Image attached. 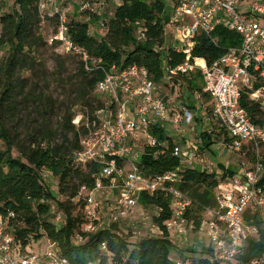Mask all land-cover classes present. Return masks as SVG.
<instances>
[{
    "label": "built area",
    "instance_id": "1",
    "mask_svg": "<svg viewBox=\"0 0 264 264\" xmlns=\"http://www.w3.org/2000/svg\"><path fill=\"white\" fill-rule=\"evenodd\" d=\"M117 1L120 6L122 0ZM164 1L170 4L171 14L164 25L165 44L158 48V52L169 47L173 52L185 55L184 63L168 67L164 81L166 87L171 94L180 88L181 97L183 83L178 78L190 79L198 72L202 91L196 90L191 100L170 103L167 95H156L160 87L147 68L132 65L105 70L104 78L96 86L97 95L106 99L105 108L97 113V121L93 123L95 130L83 141V151L76 155V161L83 166L99 164L93 186L84 187L81 192L85 201V220L77 237L82 243L84 235H94L126 223L141 207L142 193L150 196L167 193L171 196L172 217L164 223L165 230L179 244L194 248L189 235L196 227L188 215L196 203L178 188L182 182L181 170L147 176L140 161L127 165L124 157L132 155V145H136L134 141L140 132H143L147 146L156 149L154 157L166 155L169 144L152 136L151 127L171 124L177 131L184 126L191 127L198 118L199 109H205L202 102L206 95L213 103L211 111L205 110L209 121L217 123L215 133L225 136L224 145L229 151L243 154L244 158L239 160L232 174L218 178V206L203 208L205 218L195 234L200 241L198 245L193 244L200 251L204 248L211 250L208 260L212 264H241L240 258L248 241L260 238V227L253 219L248 222L247 214H259L264 221V184L261 183L264 176L261 155V143L264 142V0ZM105 5L109 8V4L98 7L92 0H79V17L85 16L88 22L98 17L101 28L106 30L103 20L107 21L109 17ZM63 6L64 0L40 2L44 22L54 18L60 21L50 44H55L64 54L79 56L89 70L88 63L92 59L85 49L72 41ZM219 27L238 33L241 44L210 65L206 59L194 57L193 49L200 35L211 36ZM168 30L172 32L170 36L174 44H168ZM136 34L141 40L146 38L142 27ZM244 93L252 104L258 105L262 116L260 123H256L249 111L242 107ZM106 105L110 107L108 111ZM171 154L181 157L182 149L175 146ZM141 155L137 153L135 158L139 159ZM184 164L188 168L194 165L192 160ZM207 170L214 171L203 169ZM50 174L44 170L45 182ZM111 194H114L112 200ZM251 204V212H247ZM28 248L14 243L13 236L7 232L5 219L0 216V264H72L57 247L56 252H47L44 256H38ZM100 251L108 260L99 259L88 264H113L107 243L100 246ZM171 261L193 264L190 258ZM246 264H264V253Z\"/></svg>",
    "mask_w": 264,
    "mask_h": 264
},
{
    "label": "trees",
    "instance_id": "2",
    "mask_svg": "<svg viewBox=\"0 0 264 264\" xmlns=\"http://www.w3.org/2000/svg\"><path fill=\"white\" fill-rule=\"evenodd\" d=\"M3 1L12 2L14 8L0 17V48L7 49L9 53L0 65V143L4 146L0 150V216L8 220L7 232L13 236L14 243L28 247L31 236L39 240L45 235L58 244L61 254L72 264H88L99 259L106 262L108 258L102 257L100 251L103 243H107L111 253L109 259L113 264H175L171 258L182 256L186 259L190 258L189 254L197 256L192 257L193 264H212L208 260L210 249L204 248L198 252L189 247L183 250L168 237L164 223L171 219L172 211L171 196L167 193L154 196L142 193L140 196L141 206L160 210L153 221L163 231V236L146 238L130 247L119 232H112L117 228L114 225L110 230L84 235L85 241L82 243L74 241L85 220V201L81 198V192L84 187L93 186L99 172V164L83 166L76 161V155L83 151V141L95 130L93 123L97 121V113L105 108V102H100L96 95V86L104 78L105 70L138 65L147 68L152 79L161 84L167 77L169 66L175 67L185 62V55L173 52L169 47L158 52V48L165 44L164 25L168 20L165 1L122 0L115 9L114 18L103 20L106 30L101 39L93 35L88 21L75 20L68 24L72 41L87 51L92 62L88 63V70L86 63L80 60L75 102L67 108L55 127L52 125V114L56 107L48 93L49 87H40L32 77L38 67L46 69L40 53L48 45L40 32L44 23L40 13L41 0ZM50 21L60 24L59 18ZM141 27L146 34L143 40L136 34ZM240 44L241 36L238 33L219 27L211 36L202 34L197 38L193 56L204 58L211 65ZM57 58L62 60L64 57L58 55ZM58 68L60 79L65 74L61 62H58ZM39 78L45 81L46 75L41 74ZM178 79L185 88L181 91L182 99L191 100L196 90L202 91L198 72L190 79ZM205 98L208 96L205 95ZM241 105L256 123L261 122L258 105L252 104L245 93ZM75 106L89 109V112L85 110V116L78 126L73 123ZM24 117L26 123L22 128ZM150 133L159 142L168 143L169 150L166 155L154 157L156 149L147 146L139 158L142 171L147 176H155L181 170L182 182L178 188L189 196L193 193L203 203L199 205L190 196L198 204V209L209 207L206 202L210 201V189L220 182L216 173L185 167L181 157H173L171 151L176 144L163 125L152 126ZM200 136V151L211 150L213 135L202 132ZM58 139L60 141L56 143ZM261 145L264 148V142ZM14 151L18 157L14 156ZM44 170L59 180V195L63 199H58L48 188L42 177ZM232 173L225 172L223 178ZM261 183L264 184V176ZM202 188L204 191L200 192ZM54 202L57 213L63 214L65 219L61 226L53 223L55 216L51 203ZM188 216L191 217L190 214ZM246 219L248 222L255 220L260 227V238L248 241L240 258L241 264L264 253L263 218L259 214L251 216L248 213ZM195 223L197 227L200 226L199 221Z\"/></svg>",
    "mask_w": 264,
    "mask_h": 264
},
{
    "label": "rangeland",
    "instance_id": "3",
    "mask_svg": "<svg viewBox=\"0 0 264 264\" xmlns=\"http://www.w3.org/2000/svg\"><path fill=\"white\" fill-rule=\"evenodd\" d=\"M92 1H94V3L97 4L98 7L99 6L102 7L104 4L107 5L109 4V8L105 5L106 7L105 9L108 8L107 15L109 19L114 18L115 9L118 3L117 0H92ZM78 5H79V0H64L63 13L67 17L68 24L75 20L86 21L85 16L79 18ZM13 8L14 5L12 2L6 3L3 0H0V17L11 12ZM170 8H171L170 4L166 3V9L168 10L167 16L168 15L170 16L171 14ZM56 30H57V25L51 22L50 20H47L46 22L43 23L40 32L44 37L45 41L48 43V45L45 49H42L40 53L44 59L43 63L46 69H43L42 67H38L37 70L32 74L34 82L39 83L40 87L42 88L46 86L49 87L48 93L52 96L53 103L56 107L52 114V125L54 127L56 126L57 123L60 122L61 117L65 114L67 108L71 107V104L75 102L74 94L78 87V81L80 80V77L78 76V69L80 67L79 62L81 60V58L77 55L64 56V53L55 44L54 45L50 44V40L53 37V35H55ZM90 30L94 32L93 35L97 36L99 39H101L102 36L104 35L105 30L101 28L98 17L91 19ZM167 33H168V44L169 43L174 44L170 36L172 33L171 30H168ZM0 35H1V28H0ZM8 55L9 53L7 49L0 48V65L8 57ZM58 55L64 58L62 60H58L57 58ZM58 62H61L63 64L65 71L63 78L60 79H58V72L60 71V69L58 68ZM41 74L46 75L45 81H42L41 78H39ZM157 86H159L160 88L157 89L156 95L158 94L162 96L167 95L168 101L170 103H176V100L180 98V88L176 89L178 90V95H177L176 93L171 94V92L166 87L165 82L158 84ZM184 90H185L184 86L181 87V91L183 92ZM97 97L99 98L98 100L100 102L106 103L105 97H101L99 95H97ZM92 103L94 102L92 101ZM202 104L203 107L205 109H208L209 111L213 109V103L209 98L206 99L204 97V102H202ZM109 108L110 107L106 105L107 111L109 110ZM73 109L75 111V117L73 123L76 126H78L80 120H82L85 116L84 114L85 110L89 112V109L87 107L82 109L81 106H75ZM205 109L203 108L199 109L198 112L199 121L197 122L195 120L191 127L184 126L181 130L177 131L175 127L171 124L164 125L169 135L173 139L174 144H176V146H179L182 149V155H181L182 163L189 162L190 160H192L195 166L200 170L202 169L219 170V174H222L223 172L222 167H226V166H231L232 170H236L239 160L244 158V155L238 153H232L231 151H229L224 145L225 136L223 135L220 136L217 133H214L213 136L214 144L212 146V149L199 152V148L202 145L200 135L202 131L204 132L208 128L207 125L209 122V115ZM25 123L26 120L24 117L22 118V125H21L22 128L23 126H25ZM212 124L214 127L212 130H215L217 128L216 127L217 123L213 122ZM143 135H144L143 132H140L138 135V139L134 141L136 145L139 146H133L131 143L133 149L132 155L130 157L126 155L124 157L125 163L127 165H129L131 162H139L140 159L135 158V155L137 153L141 154L142 152L143 154L145 152L147 147V140H144ZM216 137H218L219 139L217 140ZM186 140L189 141V145H187ZM59 141L60 139H58L56 143H58ZM140 147L142 148V150H140ZM2 149H4V146L0 143V150ZM263 151L264 148H262L261 151V155L264 161ZM195 155H197V157H194ZM14 156L18 157V153L16 151H14ZM185 167H187V165H185ZM47 185L49 189H52L53 193L57 196L58 199H63L59 195L60 193L59 180L56 177L51 175V177H49L48 179ZM203 191H204L203 188L200 189V192ZM190 196L194 197L199 205L203 204L201 201H199L197 197L193 196V193H191ZM209 200H210L209 202H206L208 206L212 207L215 201H216L215 207L218 206L214 189H210ZM51 207H52L53 215L55 216V218L53 219V223H55L58 226H61L65 221L63 214L57 213L55 202L51 203ZM252 207L253 204H251L247 208V212H251ZM78 211L79 210H77L76 212ZM159 213L160 210L157 208H153V207L148 208L142 205L141 207L138 208L136 214L133 217H131L126 223L116 225L117 226L116 230L113 229L112 232L113 233L119 232L122 238L129 243L130 247H133L135 242L146 238L161 237L163 236L161 234L162 233L161 229L158 228L153 221V218L155 216H158ZM199 217H200V211L199 209H197V206H195L192 209L190 221L191 224H193L196 227V230L194 231V233H192L193 235L192 242L197 243L196 245H198V242L200 241V239L195 235L197 229L200 228V226L197 227L195 223L196 221H200ZM5 222L8 224V220H5ZM168 237L176 245L182 246L184 248L183 250L189 248L186 245L179 244L177 239L173 240L171 236ZM30 239H31V244L28 250L32 251L38 256H44L47 252H51V253L56 252L57 249L55 247H57L59 253H61L58 244L51 242L45 235H43V237L39 240L38 239L34 240L35 238L33 236H31ZM74 241L77 243L80 242L78 237H75ZM52 243H54L56 246L54 247ZM193 243L191 245H193L194 248H190V249L199 252L200 249L198 248V246L194 245ZM189 256L193 263L194 260L192 257H197V256H195V254L192 255L189 254ZM178 258H183V257L179 256Z\"/></svg>",
    "mask_w": 264,
    "mask_h": 264
},
{
    "label": "crops",
    "instance_id": "4",
    "mask_svg": "<svg viewBox=\"0 0 264 264\" xmlns=\"http://www.w3.org/2000/svg\"><path fill=\"white\" fill-rule=\"evenodd\" d=\"M80 18V17H79ZM94 33V32H93ZM177 95H178V92L176 93ZM183 101H185L184 99H182L181 97L180 98H178L177 100H176V103H181V102H183ZM197 122L199 121V117L197 118V120H196ZM213 122L212 121H209L208 122V125H207V129L204 131V132H207L208 134H211V135H213L214 136V133H215V130H212L214 127H213V124H212ZM168 132V131H167ZM203 132V131H202ZM217 132V131H216ZM169 134V133H168ZM218 135H221V134H219V133H217ZM222 136V135H221ZM186 143H187V145H189V141L188 140H186ZM133 146H139V145H133ZM139 149V148H138ZM140 150H142V148L140 147ZM199 152H201L200 151V148H199ZM142 153V152H141ZM185 165V164H184ZM192 167H194V168H197L196 166H195V164L192 166ZM202 171H203V169H202ZM208 171V170H207ZM235 170H232L231 169V166H226V167H224V169H223V172H222V174H219V170H214V171H208L209 173H216V177H217V180H218V178H223L224 177V173L226 172H234ZM217 187H215L214 188V191H215V197H216V192H217ZM113 197H114V194H111L110 195V199L112 200L113 199ZM216 206V201L214 202V205L212 206V207H210V208H214ZM203 208H208V207H202V208H199V211H200V217H199V222L201 223V220L203 219V218H205L204 217V210H203ZM198 209V208H197ZM191 213H192V211L190 212V216H191ZM191 218V217H190ZM201 218V219H200ZM192 233H190V235H189V237L192 239ZM172 259H174V258H171V260ZM177 259H182V258H177ZM176 259V260H177Z\"/></svg>",
    "mask_w": 264,
    "mask_h": 264
}]
</instances>
